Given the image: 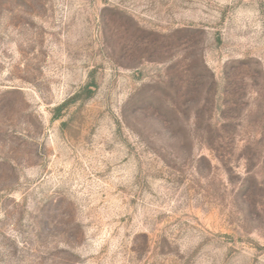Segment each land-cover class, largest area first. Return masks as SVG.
<instances>
[{
  "label": "rangeland",
  "instance_id": "obj_1",
  "mask_svg": "<svg viewBox=\"0 0 264 264\" xmlns=\"http://www.w3.org/2000/svg\"><path fill=\"white\" fill-rule=\"evenodd\" d=\"M0 264H264V0H0Z\"/></svg>",
  "mask_w": 264,
  "mask_h": 264
}]
</instances>
